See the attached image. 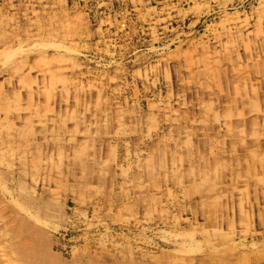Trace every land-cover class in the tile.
I'll return each mask as SVG.
<instances>
[{"label": "rangeland", "instance_id": "rangeland-1", "mask_svg": "<svg viewBox=\"0 0 264 264\" xmlns=\"http://www.w3.org/2000/svg\"><path fill=\"white\" fill-rule=\"evenodd\" d=\"M0 264H264V0H0Z\"/></svg>", "mask_w": 264, "mask_h": 264}, {"label": "bare ground", "instance_id": "bare-ground-1", "mask_svg": "<svg viewBox=\"0 0 264 264\" xmlns=\"http://www.w3.org/2000/svg\"><path fill=\"white\" fill-rule=\"evenodd\" d=\"M39 38H40V37H39ZM22 40H23V39H22ZM22 40H21V41H22ZM37 40H38V39H37ZM25 42H27V41H25ZM35 42H36V41H35ZM41 42H42V41H41ZM20 43H21V42H20ZM39 43H40V42H39ZM23 44H25V43H24V40H23ZM41 44H43V43H41ZM52 44H53V43H52ZM18 45H19V44H18ZM35 45H37V44H35ZM48 45H51V44H48ZM48 45L45 44V46H48ZM20 46H21V45H20ZM32 46H33V45H32ZM38 46H39V45H38ZM38 46H37V47L35 46V47L38 48ZM41 46H42V45H41ZM41 46H40V47H41ZM43 46H44V45H43ZM43 46H42V47H43ZM51 46H52V45H51ZM54 46L57 47L56 44H54ZM58 46H59V45H58ZM60 46H61V45H60ZM64 46H65V45H64ZM77 46H78V45H77ZM24 47H25V46H24ZM24 47H23V48H24ZM40 47H39V48H40ZM16 48H17V47H16ZM58 48H60V47H58ZM10 49H11V48H10ZM10 49H9V50H10ZM14 49H15V48H14ZM17 49H20V48L18 47ZM31 49H32V48H30L29 50H31ZM9 50H7V51H9ZM11 50H12V49H11ZM25 50H26V49H25ZM27 50H28V49H27ZM75 50H76V49H75ZM15 51H17V50L15 49ZM22 51H23V50H21V53H22ZM12 52H13V51H12ZM9 53H10V52H9ZM45 53H46V52H45Z\"/></svg>", "mask_w": 264, "mask_h": 264}]
</instances>
